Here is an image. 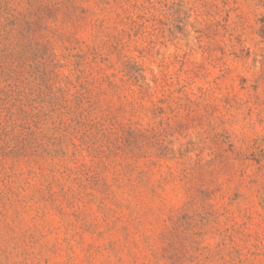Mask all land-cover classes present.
Instances as JSON below:
<instances>
[{
  "label": "rangeland",
  "instance_id": "374dc122",
  "mask_svg": "<svg viewBox=\"0 0 264 264\" xmlns=\"http://www.w3.org/2000/svg\"><path fill=\"white\" fill-rule=\"evenodd\" d=\"M0 264H264V0H0Z\"/></svg>",
  "mask_w": 264,
  "mask_h": 264
}]
</instances>
